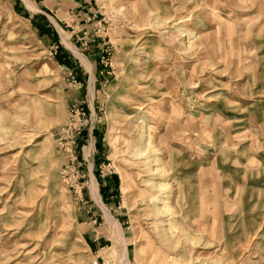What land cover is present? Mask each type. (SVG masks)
<instances>
[{
  "label": "rangeland",
  "instance_id": "rangeland-1",
  "mask_svg": "<svg viewBox=\"0 0 264 264\" xmlns=\"http://www.w3.org/2000/svg\"><path fill=\"white\" fill-rule=\"evenodd\" d=\"M94 261L264 264V0H0V264Z\"/></svg>",
  "mask_w": 264,
  "mask_h": 264
},
{
  "label": "bare ground",
  "instance_id": "bare-ground-1",
  "mask_svg": "<svg viewBox=\"0 0 264 264\" xmlns=\"http://www.w3.org/2000/svg\"><path fill=\"white\" fill-rule=\"evenodd\" d=\"M150 126V125H149ZM147 138L149 139L150 138V127H147ZM152 157H153V159H152V162H157L158 161V158H156V156H155V154H152ZM92 192H93V196H94V198L96 199V201H97V203H98V205H100L101 203H100V199H99V196H98V194H97V187H96V185H95V183H93L92 184V190H91ZM108 221L110 222V223H112V225H113V227H115V223L114 222H112V220L110 219V218H108ZM116 229L118 228V227H115ZM117 232V231H116ZM123 250V249H122Z\"/></svg>",
  "mask_w": 264,
  "mask_h": 264
},
{
  "label": "built area",
  "instance_id": "built-area-1",
  "mask_svg": "<svg viewBox=\"0 0 264 264\" xmlns=\"http://www.w3.org/2000/svg\"><path fill=\"white\" fill-rule=\"evenodd\" d=\"M92 264H98L96 261H94Z\"/></svg>",
  "mask_w": 264,
  "mask_h": 264
}]
</instances>
